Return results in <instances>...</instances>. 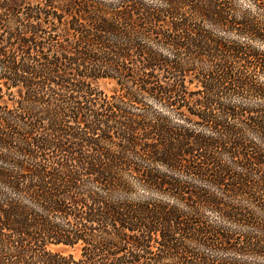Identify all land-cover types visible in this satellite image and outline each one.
I'll use <instances>...</instances> for the list:
<instances>
[{"label": "trees", "instance_id": "16d2710c", "mask_svg": "<svg viewBox=\"0 0 264 264\" xmlns=\"http://www.w3.org/2000/svg\"><path fill=\"white\" fill-rule=\"evenodd\" d=\"M0 264H264V0H0Z\"/></svg>", "mask_w": 264, "mask_h": 264}, {"label": "rangeland", "instance_id": "374dc122", "mask_svg": "<svg viewBox=\"0 0 264 264\" xmlns=\"http://www.w3.org/2000/svg\"><path fill=\"white\" fill-rule=\"evenodd\" d=\"M244 7H246V5H244ZM98 86L103 92H105L108 95H112L113 92L116 90V85L111 80H102L98 83ZM51 249L56 251V252H62L65 254L71 253L75 257H79V250L78 249H70V248H67L64 246H53Z\"/></svg>", "mask_w": 264, "mask_h": 264}]
</instances>
